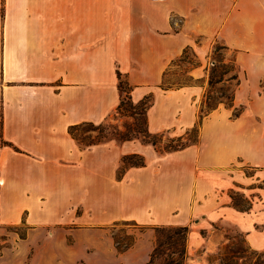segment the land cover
<instances>
[{
    "label": "crops",
    "instance_id": "0c3cea01",
    "mask_svg": "<svg viewBox=\"0 0 264 264\" xmlns=\"http://www.w3.org/2000/svg\"><path fill=\"white\" fill-rule=\"evenodd\" d=\"M215 41L234 66L217 82L234 83L231 104L199 116ZM186 48L191 83L162 88ZM118 73L133 103L152 96L149 134L183 136L199 120L196 141L164 152L138 138L80 146L70 126L114 113ZM132 154L144 164L118 176ZM263 181L264 0H0V226H28L0 264H145L142 234L117 252L104 227L119 221L187 226V264H208L218 221L262 250ZM236 188L257 201L235 207Z\"/></svg>",
    "mask_w": 264,
    "mask_h": 264
},
{
    "label": "rangeland",
    "instance_id": "374dc122",
    "mask_svg": "<svg viewBox=\"0 0 264 264\" xmlns=\"http://www.w3.org/2000/svg\"><path fill=\"white\" fill-rule=\"evenodd\" d=\"M172 22L174 25L178 24L179 18L172 15ZM194 38L199 40L200 36L194 35ZM222 48L223 47L219 41L213 43L209 62V86L204 100L200 104L199 116L204 115L219 103H231L234 83H232V81L228 83H217L219 80L224 79L225 76H232V71L234 70L232 63H224L221 61L223 56ZM212 60L215 61L212 62ZM195 63L196 59L194 50L192 48L184 49L182 54L172 61L169 70L166 72V75L161 82V87L175 88L191 83L189 70ZM122 79L123 81H126L124 78ZM128 86L126 88L131 89L129 84ZM147 104L148 101H146V104L141 105L139 102L133 103L130 96L129 99L124 97L122 107L118 109L116 108L110 117L99 123L104 125L100 126L92 123L78 124L73 128L71 135L80 146H84L89 142H95L97 139H102V141L114 139L118 142L121 141L120 138L122 137L130 139L138 138V140H142V142L145 140L154 141V147L158 152H164L165 149L177 144L186 145L196 141L199 120L196 125L183 136H174L171 132L164 131L157 134H151L147 137L145 128V107ZM141 158L140 155H127L125 161L121 160L117 175L120 176L127 167L141 161ZM256 185L264 187V181L263 183ZM230 193L232 196V204L240 209L248 208L249 205L251 206L252 201H257L254 196L251 197V200L245 197L242 194V191L238 188ZM175 227L178 226L150 227L130 221H119L105 226L104 228L110 235L117 252L125 251L131 247L136 241V236L140 234H142L141 236H146L151 243V253L156 243L158 241H164L167 235L179 237L175 244H167L162 247L160 254L156 258V263L164 264L169 256H171L178 257L181 264H187L189 258L195 259V257L188 256L186 241L187 233H185V238L183 239L181 237L182 233L176 234L173 232ZM213 227L222 235V239L213 251L204 255L208 264H254L264 261V256L254 254V252H263L264 249L252 250L248 247L244 240L243 232H241L236 225L227 221H218L213 224ZM27 231L28 226L24 223L0 226V253L3 249L11 247L14 241L24 238ZM201 233L206 236V231H202ZM183 245L185 247V253L178 254L180 252L179 249H181ZM231 251H238L235 254H238L240 257L234 258L232 252V258L226 260V258L231 257ZM199 253L200 252H198V254ZM25 264H29V261Z\"/></svg>",
    "mask_w": 264,
    "mask_h": 264
},
{
    "label": "trees",
    "instance_id": "16d2710c",
    "mask_svg": "<svg viewBox=\"0 0 264 264\" xmlns=\"http://www.w3.org/2000/svg\"><path fill=\"white\" fill-rule=\"evenodd\" d=\"M232 78V76L230 77ZM128 86V83L126 81H123L122 77L120 76V74L118 73V88H119V91H120V101H119V104L117 106V109L122 107V104H123V99L124 97H127L129 99V92H130V89H127L126 87ZM129 87V86H128ZM126 95V96H125ZM150 98V99H149ZM146 101H148V104L147 106L145 107V112H146V108L151 104V95H148L147 97L143 98L142 100L139 101V103L141 105H144L146 104ZM231 104V103H230ZM213 109V108H212ZM98 125H104V124H98ZM77 126V125H72L70 126V134H72V131H73V128ZM151 134H149L147 131H146V136L149 137ZM130 138H120L121 141H124V140H129ZM102 141V139H97L95 142H89L85 145H89V144H92V143H96V142H100ZM144 141V140H143ZM144 142H148V143H151L153 145H155V142L154 141H148V140H145ZM185 145L183 144H177V145H174V146H171L169 147L168 149H165L166 151H169V150H174V149H178V148H181ZM132 155H137V154H132ZM127 158V156H124L123 160L122 161H125V159ZM144 164V161H143V158H141V161L133 164L132 166H142ZM248 208H244V210H247ZM173 232L176 233V234H179V233H182L181 237L184 239L185 238V233L188 232V227L187 226H178V227H175L173 229ZM179 239V237H173V235H167L166 236V239L164 241H158L155 245V247L153 248V251L150 255V259L149 261L146 263V264H157L156 263V258L157 256L160 254L161 252V249L162 247H164L165 245H172V244H175L176 241ZM245 240V238H244ZM253 250V249H252ZM179 253L178 254H184L185 253V247L183 245V247L181 249H179ZM232 252H233V257L234 258H239L240 256L238 254H235L237 253L238 251H231V257H228L226 258L227 259H230L232 258ZM177 254V255H178ZM255 255H261V256H264V251L263 252H254ZM121 264V263H120ZM164 264H181L180 262V259L178 257H171L169 256V258L167 259V261L164 263ZM254 264H264V261H261L259 263H254Z\"/></svg>",
    "mask_w": 264,
    "mask_h": 264
}]
</instances>
